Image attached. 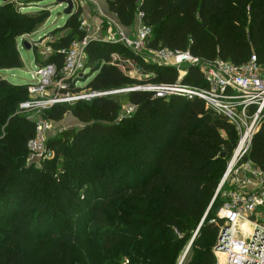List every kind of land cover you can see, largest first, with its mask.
Segmentation results:
<instances>
[{"label": "trees", "instance_id": "16d2710c", "mask_svg": "<svg viewBox=\"0 0 264 264\" xmlns=\"http://www.w3.org/2000/svg\"><path fill=\"white\" fill-rule=\"evenodd\" d=\"M29 2L37 1L9 0L0 5V69L24 66L16 41L30 32L33 22L46 18L20 11ZM106 2L122 25L133 24L138 16L150 28L149 48L189 50L205 59L219 57L235 64L255 53L264 68V0ZM76 8L63 26L70 33L53 41L54 49L67 47L75 37L85 38L81 8ZM116 46L96 38L87 41L86 65L96 74L86 87L106 91L179 79L175 67L145 61L136 52L133 58L148 76L124 73L112 62ZM47 62L61 66L63 55L54 52L39 64ZM181 82L205 84L192 66ZM67 89L81 87L71 83ZM120 94L79 99L71 108L60 103L51 106L50 120H61L70 110L83 125L48 139L52 156L41 167H33L26 163L36 122L22 115L20 107L29 98L27 85L0 74V113L9 116L0 138V227L7 225L0 231V264H30L17 246L26 238L49 237L63 249L80 245L95 230L76 231L68 223L86 219L93 228L102 225L108 203L125 196L133 198L134 213L152 221L132 223L125 217L117 233L105 235L113 241L129 239V247L108 262L63 257L52 264H124L126 260L176 264L178 252L189 242L181 264H215L213 250L206 244H215L222 225L211 220L223 202L215 193L238 140L236 128L196 96L157 97L140 91H129L136 106L132 115L118 118L115 96ZM246 159L264 171V127L253 135ZM150 238L154 244L146 245ZM12 243L17 248L8 255L10 249L5 247Z\"/></svg>", "mask_w": 264, "mask_h": 264}, {"label": "built area", "instance_id": "2783aa9c", "mask_svg": "<svg viewBox=\"0 0 264 264\" xmlns=\"http://www.w3.org/2000/svg\"><path fill=\"white\" fill-rule=\"evenodd\" d=\"M83 2L74 0L75 8ZM82 24H85L84 20ZM121 36V40L145 61L175 67L180 73L179 79L172 84L145 83L106 91L93 90L70 98L91 99L151 90L157 97L196 96L204 101L206 108L227 118L236 128L238 140L215 193V197L218 194L223 197L215 218L211 220L222 221L213 247L215 264H264V171L246 159L253 135L264 127V68L258 63L256 54L252 53L244 63L235 64L219 57L205 59L189 50L149 48L150 28L141 23L134 38L123 33ZM115 37L111 35L112 39ZM89 39L74 38L67 47L58 49L52 45L45 47L41 51L45 58L57 52L63 55V63L61 66L55 62L37 65L31 79L34 83L27 85L29 98L21 102L20 107L50 106L61 100L58 95H53L54 92H69L67 88L71 83L77 85L78 79L89 69L85 54ZM190 66L198 69L205 83L203 86L182 84L181 79ZM48 88H52L51 95L47 94ZM135 108V105L129 106L128 113ZM50 129L48 120L36 123L35 134L28 141L31 156L45 154ZM243 222H247V228H242ZM124 264H128V260Z\"/></svg>", "mask_w": 264, "mask_h": 264}, {"label": "rangeland", "instance_id": "374dc122", "mask_svg": "<svg viewBox=\"0 0 264 264\" xmlns=\"http://www.w3.org/2000/svg\"><path fill=\"white\" fill-rule=\"evenodd\" d=\"M37 2H29L26 7H21L20 11L28 14L29 16H45L46 18L33 22L31 24L30 32L22 34L16 41L17 46L21 53V58L23 60L24 66L22 68H12V69H0V74L7 78L10 82L15 84L30 85L34 83L32 75L37 69V65L44 61L45 58L42 54V50L52 45L53 41L60 37V34L70 33V29L64 28V24L69 17L68 14L64 13L65 4L59 0H36ZM3 1L0 0V5ZM84 5V6H83ZM81 8V24L80 27L85 31L87 39L94 37V32L97 29L98 23H101L99 20L96 22V26L92 25L91 19L98 17L99 19L105 17V14L97 4H91L89 2L82 3L79 5ZM78 7V6H76ZM77 9V8H75ZM75 11V10H74ZM85 21V24L83 23ZM104 27L105 25L102 24ZM118 35L112 39L111 35L106 37L98 38L101 41H108L116 44L118 50L113 53L112 62L118 64L120 69L129 75L136 76L138 78H144L148 76V72L140 68V66L135 62L134 56L136 55L134 50L128 47L122 38V32L118 29ZM133 37L135 32L132 31ZM24 35V37H22ZM78 38V37H75ZM23 39V40H22ZM27 40L31 48L27 49L23 46V41ZM96 72L90 71L87 69L85 74L82 75L77 82L76 86L81 87L79 91H57L53 95H58L60 101L53 103L52 105H46L44 107L37 108H23L21 112L22 115L27 117V119L33 120L36 123L40 120H48L51 123V129L47 132V138L60 136L65 129H75L83 125V123L76 118L71 111L69 110L61 120H50L49 110L54 104H64L68 108L76 105L77 100H73L70 97L73 95L88 93L91 90L86 87L87 83L92 79ZM180 74V73H179ZM74 82V81H73ZM47 94L51 95L52 88L47 89ZM140 92L153 93L151 90H137ZM129 92H124L120 95L115 96V99L118 101L119 114L118 118L123 116H130L132 113H128L127 109L129 106L134 105L135 103L131 102L128 98ZM47 96V95H45ZM89 100V99H85ZM8 114L0 113V138L5 134L4 127L6 120L8 119ZM52 156L51 149L47 148L45 154L41 156H31L30 154L27 157V165L33 167H41L47 159ZM135 210L134 200L130 196H125L117 201L108 203L107 208L104 209V218L105 221L102 225H97L93 228V225H90V221L86 219H78L77 222H69L68 228L76 231L83 232L84 230H95L93 235H89L80 245L68 247L63 249L62 247H55L51 242L50 238L40 241L37 238H26L20 242L17 246L21 249L24 255L29 259L30 264H52L53 262H59L63 257H67L73 261H79L81 258H86V260L94 259L98 263L101 261L108 262L112 259L119 251L129 247L131 242L129 239L117 238L116 240H109L105 238V235L114 231L117 233L121 227L119 222L127 217L129 222L136 223L138 221L150 224L151 220L145 218V216H138ZM217 212V211H216ZM7 226V225H5ZM4 225L0 227V231H3ZM196 232V231H195ZM194 235V234H193ZM192 235V236H193ZM191 239V238H190ZM159 239L158 241H160ZM154 244V239L150 238L146 245ZM16 243L8 244L5 247V250L10 249L8 255L12 250H16ZM207 247H210L213 250L214 245L206 244ZM186 246H184L179 252L176 260V264L180 261ZM193 253L189 255L188 259H191ZM170 258L172 259V252L170 253Z\"/></svg>", "mask_w": 264, "mask_h": 264}, {"label": "crops", "instance_id": "0c3cea01", "mask_svg": "<svg viewBox=\"0 0 264 264\" xmlns=\"http://www.w3.org/2000/svg\"><path fill=\"white\" fill-rule=\"evenodd\" d=\"M89 2L91 4H97L99 7L101 6V10L103 11V13L105 14V17L102 18H98L95 17L93 19H91L92 25L96 26V22L97 20H99L101 23H98L99 25L97 26L96 31L94 32V37L93 35H91L92 37L90 38H102V37H106L108 35H118V29L124 34V35H130V38H134L133 37V33L132 31L135 32L136 28H138L139 24H140V20L139 17L137 16L135 22L129 26H124L121 24V22L119 21L118 17L109 11L108 9V5L106 0H84L83 3ZM84 6V5H83ZM82 17L83 14H81ZM102 24H104L105 26L103 27ZM63 34H60V36H62ZM20 52V50H19ZM21 56V53H20ZM12 69V68H10Z\"/></svg>", "mask_w": 264, "mask_h": 264}, {"label": "water", "instance_id": "95a60500", "mask_svg": "<svg viewBox=\"0 0 264 264\" xmlns=\"http://www.w3.org/2000/svg\"><path fill=\"white\" fill-rule=\"evenodd\" d=\"M2 1L6 2V1H9V0H2ZM59 1L65 4V8H64V13L65 14L71 15L74 12V9H75L74 0H59ZM23 46L25 48H27V49L31 48V45H30V43L27 40L23 41ZM189 245H190V242H189ZM189 245L187 246V249H188ZM187 249L185 250V252L182 255V257H181V259H180L178 264H181L183 262V259H184V256L186 254Z\"/></svg>", "mask_w": 264, "mask_h": 264}, {"label": "bare ground", "instance_id": "6f19581e", "mask_svg": "<svg viewBox=\"0 0 264 264\" xmlns=\"http://www.w3.org/2000/svg\"><path fill=\"white\" fill-rule=\"evenodd\" d=\"M242 228H247V222L241 223Z\"/></svg>", "mask_w": 264, "mask_h": 264}]
</instances>
